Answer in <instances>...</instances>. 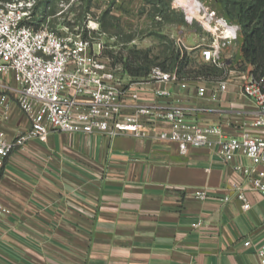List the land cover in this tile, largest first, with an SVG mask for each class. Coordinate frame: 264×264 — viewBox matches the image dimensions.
I'll list each match as a JSON object with an SVG mask.
<instances>
[{
	"label": "crops",
	"instance_id": "0c3cea01",
	"mask_svg": "<svg viewBox=\"0 0 264 264\" xmlns=\"http://www.w3.org/2000/svg\"><path fill=\"white\" fill-rule=\"evenodd\" d=\"M10 98L0 129L12 140L30 121ZM219 104L223 112L204 122L256 114L233 83ZM235 183H244L241 175L211 150L181 154L148 129L142 136L55 130L45 141L31 137L0 157V204L10 210L0 214V264H260L264 202L245 185L251 207L243 209Z\"/></svg>",
	"mask_w": 264,
	"mask_h": 264
},
{
	"label": "built area",
	"instance_id": "2783aa9c",
	"mask_svg": "<svg viewBox=\"0 0 264 264\" xmlns=\"http://www.w3.org/2000/svg\"><path fill=\"white\" fill-rule=\"evenodd\" d=\"M37 1L11 0L0 6V81L4 88L0 90V113L5 120L9 118L14 93L30 121L29 130L12 140L0 129V157L8 156L31 137L45 141L55 130L142 136L148 129L151 136L175 143L181 154L191 148H207L222 162L232 164L244 181L231 188L243 209L251 207L245 185L264 202L263 77L231 69L220 80L204 75L180 78L176 66L172 70L154 67L146 78L134 80L103 55L104 43L92 35L97 26H86L89 36H85L82 30L67 25L53 28L48 22L40 23L34 12ZM207 22L214 23L215 31H210L208 43L199 46L200 58L205 64L226 68L229 62L222 60V48L238 40L240 26L216 11L208 14ZM176 41L182 53L187 50L181 38ZM8 78L16 87L6 81ZM231 83L255 106L256 114L249 112L252 117L243 121L231 117L204 122V115L223 112L219 102ZM171 84L192 93H175ZM182 99L188 102L182 103ZM197 195L208 196L206 191ZM230 198L228 193L224 200ZM8 213L10 210L0 204V214ZM244 244L252 243L247 240ZM256 253L264 264V240Z\"/></svg>",
	"mask_w": 264,
	"mask_h": 264
},
{
	"label": "rangeland",
	"instance_id": "374dc122",
	"mask_svg": "<svg viewBox=\"0 0 264 264\" xmlns=\"http://www.w3.org/2000/svg\"><path fill=\"white\" fill-rule=\"evenodd\" d=\"M8 1L0 0V6ZM237 1L240 0H46V21L53 28L67 25L83 33L88 30L86 26H97L92 35L104 43L103 55L119 64L123 72L127 66L140 68L143 75H129L141 80L154 67L170 70L177 38L190 47L186 51L190 68L201 73L203 62L198 46L202 38L210 39L211 30L215 31L214 23L207 22L208 14L216 11L222 16L226 6ZM237 8L233 6L232 11L236 13ZM241 41L239 35L238 40L222 48L221 57L229 62L228 66L215 67L214 75L206 77L220 80L228 70L247 68L241 62Z\"/></svg>",
	"mask_w": 264,
	"mask_h": 264
},
{
	"label": "trees",
	"instance_id": "16d2710c",
	"mask_svg": "<svg viewBox=\"0 0 264 264\" xmlns=\"http://www.w3.org/2000/svg\"><path fill=\"white\" fill-rule=\"evenodd\" d=\"M46 3V0H38L35 6L34 12L40 23L47 22L48 4ZM233 6L238 7L236 13L232 11ZM222 16L231 23L240 26L239 35L242 36L240 46L241 62L247 65V68L245 67V69L242 70L248 71L254 77L264 78V0H240L233 2L229 6H226L225 13H223ZM48 23L50 25L49 20ZM87 31L88 30H86V33H83V35L88 36ZM173 53L174 58L170 70L177 66L180 78L185 76L197 77L200 75L213 76L214 74L212 72L217 70L214 66L203 63L201 67L202 72H197L190 68L189 65L191 61L186 51L182 53L180 48L176 45ZM124 71L133 76L143 75L140 72V68L132 66H127V69Z\"/></svg>",
	"mask_w": 264,
	"mask_h": 264
}]
</instances>
